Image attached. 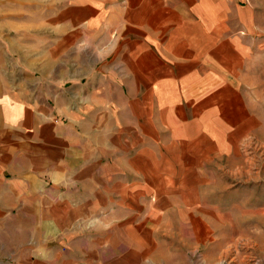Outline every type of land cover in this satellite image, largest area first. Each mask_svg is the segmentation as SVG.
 <instances>
[{
    "label": "crops",
    "instance_id": "obj_1",
    "mask_svg": "<svg viewBox=\"0 0 264 264\" xmlns=\"http://www.w3.org/2000/svg\"><path fill=\"white\" fill-rule=\"evenodd\" d=\"M33 18L0 24V262L92 263V215L145 199L182 113L250 92L264 0H73Z\"/></svg>",
    "mask_w": 264,
    "mask_h": 264
},
{
    "label": "rangeland",
    "instance_id": "obj_2",
    "mask_svg": "<svg viewBox=\"0 0 264 264\" xmlns=\"http://www.w3.org/2000/svg\"><path fill=\"white\" fill-rule=\"evenodd\" d=\"M3 1L0 24L19 28L25 16L34 26L52 20L73 0ZM251 46L242 71L250 92L224 98L226 107L202 103L199 114L187 108L176 143L161 136L160 181L145 177V199L114 193L113 210L92 215V263L5 264H264V36Z\"/></svg>",
    "mask_w": 264,
    "mask_h": 264
}]
</instances>
